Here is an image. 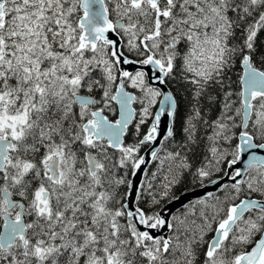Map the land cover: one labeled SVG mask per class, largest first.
Instances as JSON below:
<instances>
[{
    "label": "snow or ice",
    "instance_id": "6c2138e0",
    "mask_svg": "<svg viewBox=\"0 0 264 264\" xmlns=\"http://www.w3.org/2000/svg\"><path fill=\"white\" fill-rule=\"evenodd\" d=\"M0 264H264V0H0Z\"/></svg>",
    "mask_w": 264,
    "mask_h": 264
},
{
    "label": "water",
    "instance_id": "95a60500",
    "mask_svg": "<svg viewBox=\"0 0 264 264\" xmlns=\"http://www.w3.org/2000/svg\"><path fill=\"white\" fill-rule=\"evenodd\" d=\"M147 153V150L145 152V154ZM147 158V156H146ZM151 165H149L150 167ZM142 179V176L138 175L135 180L137 182H139L140 180ZM204 191H207V189H201V188H198V189H195V190H192V191H189V192H186L182 195H180V197L182 198L181 200H178V201H174V202H171L167 205V209L168 211L165 212V215L168 214V212H176L179 210V207H180V204L183 203V202H186V200L188 198H196L198 196H201L203 195Z\"/></svg>",
    "mask_w": 264,
    "mask_h": 264
},
{
    "label": "trees",
    "instance_id": "16d2710c",
    "mask_svg": "<svg viewBox=\"0 0 264 264\" xmlns=\"http://www.w3.org/2000/svg\"><path fill=\"white\" fill-rule=\"evenodd\" d=\"M182 123H183V113L181 112V114L178 116L177 122H176L177 137H179V135H180ZM146 150L147 149H145V152H146ZM148 170H151V166L149 167ZM198 188L199 187L192 185L190 182V178H188L182 184L178 185L174 191H175L177 196H180L186 192H189V191H192V190H195Z\"/></svg>",
    "mask_w": 264,
    "mask_h": 264
}]
</instances>
